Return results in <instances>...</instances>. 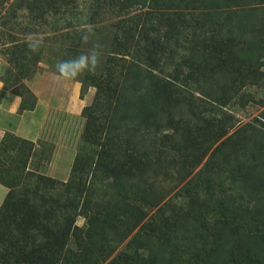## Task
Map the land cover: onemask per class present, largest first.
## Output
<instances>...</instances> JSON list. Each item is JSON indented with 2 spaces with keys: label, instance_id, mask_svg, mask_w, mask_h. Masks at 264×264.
<instances>
[{
  "label": "rangeland",
  "instance_id": "374dc122",
  "mask_svg": "<svg viewBox=\"0 0 264 264\" xmlns=\"http://www.w3.org/2000/svg\"><path fill=\"white\" fill-rule=\"evenodd\" d=\"M85 34L87 41L82 39ZM29 35L42 41L35 52L29 48ZM93 50L101 54L94 72L71 80L58 74V62ZM129 71L156 82L159 90H169L179 129L167 125L162 132L185 155L177 161L173 155L178 149L170 142L163 152L150 142L155 135L147 140L143 132L135 141L144 144L130 159L129 153L119 151L120 158L129 159L127 171L118 176L119 182L117 177L107 180L114 184L105 200L139 204L145 189L157 202L127 234L133 218L128 222L126 212L116 213L113 221L106 217V223H93L98 211L102 213L99 209L106 208L99 190H93L103 173L96 169L86 178L80 173L82 165L103 163L101 156L110 153L105 147L132 132L117 106ZM0 85V143L19 137L32 144L11 139L19 144V154L7 164L0 159V179L8 180L4 172L13 164L11 175L21 173L23 182L29 177L31 182L45 180L46 196L59 198L66 216L75 215L61 256L45 264H151L140 247L134 255L131 243L138 244L140 232L156 244H163L157 242L161 233L169 237L166 264H211L214 259L220 264H256L254 251L248 253L232 236L240 229L249 233L242 221L248 213L247 186L237 178L236 166L255 159L253 195L264 193V0H0ZM216 89L224 104L202 94L210 96ZM5 97H17V117L2 107ZM23 101L26 109L20 113ZM235 134L238 138L231 140ZM243 138V155L231 161L216 155L227 142L239 145ZM82 188L87 193L81 202L63 201L66 191ZM8 191L0 192V208ZM253 219L255 231L264 234V220ZM8 225L6 220L0 228V264H32L30 252L18 250L25 239L17 230L10 234ZM225 227L240 255L232 248L224 259L217 252ZM257 260L264 264V257Z\"/></svg>",
  "mask_w": 264,
  "mask_h": 264
},
{
  "label": "trees",
  "instance_id": "16d2710c",
  "mask_svg": "<svg viewBox=\"0 0 264 264\" xmlns=\"http://www.w3.org/2000/svg\"><path fill=\"white\" fill-rule=\"evenodd\" d=\"M131 73L132 71L126 72L127 75L125 76L129 77L123 82V85H121V97L117 101L119 110H123V114L127 116V119L133 127L132 129H130V131H132L131 134L129 132H126L127 138L124 141H118L115 146L110 145L109 147H105V150H110V153L105 152V155L101 156V161L103 159V163L99 162L90 165L87 163L86 165H82V172L80 173L82 175L81 177L83 178H86L87 175H90V173H92L96 169H98V175H102L103 173L102 179L101 177L99 178L101 179V182L97 181V183H101V186L99 185V187L95 185L93 190H99V193L103 200V204L106 206V208H103L104 212L102 208L99 209L102 210V213L98 211V215L100 214V216H98L97 222L93 221V223H106V217L109 218V221H113L115 220V215L123 214L124 212H126L127 214H129L128 217L130 218L128 222H130V220L133 218V221L130 223V225L128 224L126 226L127 234L131 233V227H133L131 224L140 223L142 220L141 217L146 212V210L155 207V204L157 203L155 202V200L150 198V192L145 191V189L142 192V200L139 204H137V202L132 203L130 199L128 200V202L119 201L118 199L113 200L114 198L105 200L107 196V188L109 187V185L114 184L108 182L107 180H109L111 177H117L116 181H121L118 179L120 178L118 176L126 174L125 171H127L128 166L127 162L131 158L132 153H134V151L136 152L138 150L137 148L143 146L144 144V142H140V145L138 146L139 142L136 144L135 137L138 134L140 135L141 132H143L142 135L147 140L149 137L155 135L154 138L150 141L151 144H154L155 146L160 145L158 148L161 147L164 152L170 148H168L167 146V142H170V146L172 148L174 147L175 150L178 149L177 153H173V156H175L177 161H182L181 158L185 155L183 152L184 148H176L174 138L170 134L164 135L162 132L165 130L163 128H165L167 125L168 127L171 126L170 128H174L175 131H178L179 129V119L174 109L176 104L173 105L174 102H171L170 95H168L169 90L168 92L165 89L159 90V88H157L155 85L156 82L153 83L152 80L147 77L140 79V76L136 77L134 74L132 76ZM83 82L86 83L87 81L84 80ZM98 92L100 95L102 89ZM202 94L206 98L213 100L215 103L224 104L223 94L221 90L219 91L218 89H216L215 93L213 94L212 92L210 96L208 94L205 95L203 91ZM207 103L208 102H206V104ZM123 105L125 108L123 107ZM198 105L200 107V110H202V108L204 109L203 105ZM25 107V102L23 101L19 112H23ZM217 123L220 124L218 119ZM160 133L164 136L161 137ZM117 136L120 139H124V135L120 137V133H118ZM236 136L237 134L233 135L231 140H233L234 138H238ZM12 138L13 137H9L1 141L0 143V159L2 163H10L12 159H14L15 154H19L17 150V148H19V144H12ZM240 138H242L241 134ZM13 139L17 141H23L19 137H14ZM244 140H246V138H243L239 145H237L238 142L236 144L227 142L226 145L223 146V150L218 149L216 151V155H218V157L222 156L223 160L229 161H231L229 158H233V156L236 154L243 155V152L246 151V149L243 148L247 145ZM163 141H165V144L162 143ZM23 142L29 144V142H26V140ZM29 145L31 146L32 144L30 143ZM119 151L129 153V159L127 160V162L123 160L122 156V158H120ZM2 152H6V155L4 154V157H2ZM148 152L154 151L150 150ZM112 153L113 155H115V157H112L110 160ZM212 159L214 160L213 156L208 160L209 165L212 162ZM252 164H255V159H249L248 162L236 166L237 178L245 182L244 184L247 186L246 208L248 210V213L246 212V215L243 216L242 221L246 222L245 226L248 228L249 233L244 232L242 229H240L239 233L233 234L232 237L234 238V243H238V245H241V247H245L248 253L250 251H254V254L257 256L255 257V260L257 261L256 264H262V262L258 261L257 259H262L264 257V255H261V251L264 250V234L255 231L253 218L255 217L260 221L264 220V193L259 196L253 195V190L255 189V187L253 186L256 185L253 183V181L256 180V175L252 170ZM13 167V164H10V167L5 169L4 174L8 175V177L10 176L8 180L0 179V184L9 189L6 194V198L0 208V228H2L3 224L6 222V220H8V227L12 228V232L10 234H14L16 230L18 231V235H20L22 239H25L21 241V243H19L20 249L18 250H20L22 253L30 252V256L28 257L32 258V264H41L38 263V261L42 262L41 258H43L45 254L47 258H43L45 259V261H43V264L47 262V259H59L58 256H61L62 254L60 253V251H63V249H61L62 245L64 241L66 242L69 236L67 231L71 230L73 222L75 221V215L72 214L66 216L65 214H63V209L61 208V206H64L62 204V201H60L59 198H56V200H54V197H52L51 194L49 197L46 196V194H49V191L45 187V180L37 181V179H35L33 182H31L29 181V177L26 182H23V175H21V173H12L13 175H11L12 171L10 170H12ZM161 167H163V165H161ZM245 169H248V171L251 170L248 175L247 173H240V170ZM251 174L252 176L250 177ZM128 176L132 177V174H129ZM104 181H106L107 184L103 183ZM117 185L119 186V184ZM85 190L92 191L90 187H88V189H86L85 187ZM114 190L118 191L119 189L114 188ZM86 193L87 192H85L83 188L81 190L74 189L68 192L66 191V197L65 199H63V201L67 203V201L75 199V201L79 203L81 202L82 196ZM253 198H256L255 201ZM236 209L238 211L241 210L240 207L233 208L230 211V215L225 214V217H231ZM238 218L240 219V216H238ZM116 225V221L112 222L110 229H114ZM158 228L160 230L162 229L161 224H158ZM223 230L224 231L221 234L222 238L219 241L217 254L223 253V257L225 255L224 259L226 257L229 258V250L231 251L233 248L235 249L234 253L240 255V248H238V246L236 248L233 247L232 241V245H230L231 235H229L227 228L225 227ZM226 233L228 237L226 236ZM142 234L143 232L139 233V235H141V239L140 241H138V244L136 243V241H133L131 243V246L135 248V257L140 254L137 253L140 247L141 250L145 252V254H148L147 258L145 259H148L149 257V261L151 262V264H166L169 261V248L171 246L169 237L161 233L160 235H158L157 242H159V240H162L163 244H156L154 243L155 240L148 237L147 235L144 237ZM45 236H49L51 240L46 239ZM123 253L124 257L132 256L129 255L130 253ZM120 258L121 257L118 256L116 259L120 260ZM216 262L217 261L214 259L213 263L211 264H215ZM18 263L21 264L20 262ZM221 263H223V261H221ZM112 264H117V261H113ZM217 264L220 263L217 262Z\"/></svg>",
  "mask_w": 264,
  "mask_h": 264
},
{
  "label": "clouds",
  "instance_id": "9594fccd",
  "mask_svg": "<svg viewBox=\"0 0 264 264\" xmlns=\"http://www.w3.org/2000/svg\"><path fill=\"white\" fill-rule=\"evenodd\" d=\"M89 28H91V26H89ZM88 38V34L82 37L84 41H87ZM28 41L29 48L34 52L38 50L42 43L41 40L34 38L32 35H29ZM100 55L99 52L93 50L90 55L82 54L77 58L60 61L56 64V70L64 79H75L82 72H94L97 68ZM0 87H2V85H0Z\"/></svg>",
  "mask_w": 264,
  "mask_h": 264
},
{
  "label": "crops",
  "instance_id": "0c3cea01",
  "mask_svg": "<svg viewBox=\"0 0 264 264\" xmlns=\"http://www.w3.org/2000/svg\"><path fill=\"white\" fill-rule=\"evenodd\" d=\"M3 102H4V103H3L2 107H3V108H4V107H7V108L11 109V110L9 111V113L12 114V116L17 117L16 110L18 109L17 107H18V105H19V103H20V102L18 101L17 97L14 99V101H11L10 99L8 100V98L5 97ZM0 108H1V107H0ZM19 125H20V124H19ZM13 130H15V129H13ZM1 136H2V131H0V139H1ZM4 190H5V188H3V187L0 185V192H1V194L4 193Z\"/></svg>",
  "mask_w": 264,
  "mask_h": 264
}]
</instances>
